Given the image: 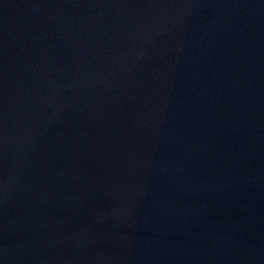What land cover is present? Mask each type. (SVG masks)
I'll use <instances>...</instances> for the list:
<instances>
[{"label": "water", "instance_id": "water-1", "mask_svg": "<svg viewBox=\"0 0 264 264\" xmlns=\"http://www.w3.org/2000/svg\"><path fill=\"white\" fill-rule=\"evenodd\" d=\"M0 264H264V0H0Z\"/></svg>", "mask_w": 264, "mask_h": 264}]
</instances>
